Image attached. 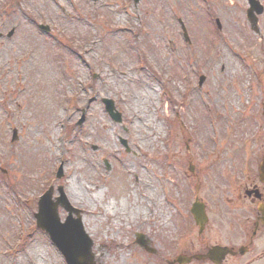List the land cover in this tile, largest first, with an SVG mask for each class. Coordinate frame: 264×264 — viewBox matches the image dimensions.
Segmentation results:
<instances>
[{
	"label": "rangeland",
	"instance_id": "obj_1",
	"mask_svg": "<svg viewBox=\"0 0 264 264\" xmlns=\"http://www.w3.org/2000/svg\"><path fill=\"white\" fill-rule=\"evenodd\" d=\"M248 8L0 0V264H67L36 226L49 187L83 211L94 264H168L201 249L196 196L221 206L228 181L258 177L264 158V13L256 34ZM215 224L214 237L226 239Z\"/></svg>",
	"mask_w": 264,
	"mask_h": 264
},
{
	"label": "water",
	"instance_id": "obj_2",
	"mask_svg": "<svg viewBox=\"0 0 264 264\" xmlns=\"http://www.w3.org/2000/svg\"><path fill=\"white\" fill-rule=\"evenodd\" d=\"M249 4L251 8L247 12V17L251 23L252 29L258 33V17L256 14H261L263 12V8L256 0H249ZM183 30L185 32V36L187 37L184 26ZM12 34L13 31L9 34V36ZM204 80L205 78L201 77L200 86L203 84ZM103 102L105 104L106 111L112 119L115 122L121 123L122 115L117 112L114 101L104 99ZM124 144L126 145V142H124ZM191 171H193V167ZM61 175L62 173L59 171L58 177H61ZM259 175L261 182L264 183V160L260 165ZM53 191L54 189L51 188L41 197L39 201L38 212L35 214L37 227L48 234L50 240L64 255L67 264H94L95 257L92 251L94 242L85 231L81 211L71 205L63 191V187L59 188L60 196L55 200H53ZM60 207L68 212V216L64 222L61 221L59 216ZM259 210L263 214L262 222L264 223V205H260ZM191 211L194 215L196 223L200 226V232L202 233L205 223L207 222V218L204 213V205L197 200ZM137 242L146 251L155 253V250L149 247L150 241L145 239L143 235L138 236ZM228 253L229 250L227 248L214 247L206 255H195L192 257L180 255L176 257L171 264H188L194 259L202 260L207 258L213 259L220 264L221 261H219V259H215V254L224 257Z\"/></svg>",
	"mask_w": 264,
	"mask_h": 264
},
{
	"label": "flooded vegetation",
	"instance_id": "obj_3",
	"mask_svg": "<svg viewBox=\"0 0 264 264\" xmlns=\"http://www.w3.org/2000/svg\"><path fill=\"white\" fill-rule=\"evenodd\" d=\"M238 180L228 181L226 194L230 193L231 197H226L221 206H206L209 221L204 232L198 234L201 249L192 255L206 254L213 247L221 246L231 253L220 264H264V225L258 210L259 204H264V184L259 177H241ZM215 223L227 230L226 239L214 237ZM215 259L220 261L221 257L217 255ZM190 264L218 263L206 259L194 260Z\"/></svg>",
	"mask_w": 264,
	"mask_h": 264
},
{
	"label": "bare ground",
	"instance_id": "obj_4",
	"mask_svg": "<svg viewBox=\"0 0 264 264\" xmlns=\"http://www.w3.org/2000/svg\"><path fill=\"white\" fill-rule=\"evenodd\" d=\"M151 94H153V93H149V94L145 93L147 100L149 98V95H151ZM137 105H138V108H140L138 103H137ZM81 191H83V188L78 186V188L73 187V190H71L70 193H71V196H74V198H75V197L80 196L82 194ZM139 213H140V210H137L135 214L138 215Z\"/></svg>",
	"mask_w": 264,
	"mask_h": 264
}]
</instances>
